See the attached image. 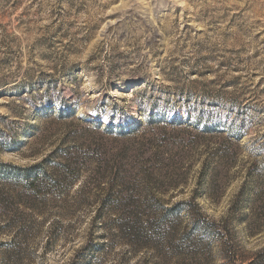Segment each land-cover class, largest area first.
<instances>
[{"label":"rangeland","instance_id":"1","mask_svg":"<svg viewBox=\"0 0 264 264\" xmlns=\"http://www.w3.org/2000/svg\"><path fill=\"white\" fill-rule=\"evenodd\" d=\"M0 264H264V0H0Z\"/></svg>","mask_w":264,"mask_h":264},{"label":"trees","instance_id":"2","mask_svg":"<svg viewBox=\"0 0 264 264\" xmlns=\"http://www.w3.org/2000/svg\"><path fill=\"white\" fill-rule=\"evenodd\" d=\"M190 202H191V201H186V202H183V203L189 204ZM183 203H180V204H183ZM191 203H192V202H191ZM205 224L208 225V227H209V226H211V225L214 224V223L210 222L208 219H205Z\"/></svg>","mask_w":264,"mask_h":264}]
</instances>
